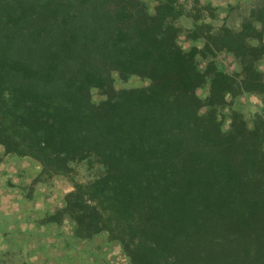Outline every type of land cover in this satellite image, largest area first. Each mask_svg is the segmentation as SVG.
<instances>
[{"label":"trees","instance_id":"1","mask_svg":"<svg viewBox=\"0 0 264 264\" xmlns=\"http://www.w3.org/2000/svg\"><path fill=\"white\" fill-rule=\"evenodd\" d=\"M147 1L0 0V145L47 179L98 166L47 217L67 242L105 234L129 264H264V118L234 112L224 130L216 113L264 94V0L238 28H187L192 0Z\"/></svg>","mask_w":264,"mask_h":264},{"label":"rangeland","instance_id":"2","mask_svg":"<svg viewBox=\"0 0 264 264\" xmlns=\"http://www.w3.org/2000/svg\"><path fill=\"white\" fill-rule=\"evenodd\" d=\"M257 0H198L191 9L190 17H182L181 24L190 28L194 19L213 26L227 23L238 28L242 18ZM152 9L153 1L148 0ZM189 8V7H188ZM179 44L188 51L193 46L201 47L199 41L179 36ZM201 61V60H200ZM216 61L225 71L235 68L232 56L216 53ZM202 62L200 63V66ZM264 72V60L259 63ZM149 81L140 76L120 79L114 76L116 89H130L145 86ZM208 85L197 90L199 97L208 93ZM100 90H91L94 102L104 99ZM236 114L252 127L255 115L264 118V94L242 93L227 95L226 104L216 109L217 118L224 130L230 126L232 114ZM38 164L30 158L5 154L0 145V264H129L119 243L108 240L105 234L87 240L67 242L69 225L63 224L56 234L47 217L61 206L63 197L71 189L73 180L86 181L99 171L97 165L89 167L78 163L72 176L47 179L39 174ZM44 223L43 226L39 224ZM61 240V241H60ZM63 240V242H62ZM68 249V253L61 250Z\"/></svg>","mask_w":264,"mask_h":264}]
</instances>
